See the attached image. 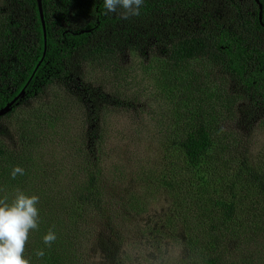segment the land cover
Segmentation results:
<instances>
[{"label": "trees", "instance_id": "16d2710c", "mask_svg": "<svg viewBox=\"0 0 264 264\" xmlns=\"http://www.w3.org/2000/svg\"><path fill=\"white\" fill-rule=\"evenodd\" d=\"M258 1L262 23L254 0H145L127 20L105 15L103 0H41L43 29L37 0H0V111L14 101L0 115V136L7 122L19 130L17 145L0 139V203L10 204L15 189L39 197V228L24 252L31 264H81L83 248L95 246L109 264L128 263L115 261L117 246L110 254L109 242L94 240L93 227L108 228L120 244L149 215L147 201L118 186L129 178L126 158L108 149L106 125L110 111L129 106L120 99L123 57L147 52L171 108L161 116L169 115L157 162L140 182L164 192L172 207L128 240L125 259L154 247L153 264H264V161L259 170L249 167V149L234 141L243 154L231 166L220 145L226 114L255 124L260 112L264 126ZM89 70L107 76L89 80ZM43 143L61 151L59 161L37 154ZM17 166L25 172L13 179ZM55 185L58 196L49 199L45 187ZM49 230L57 234L51 247L43 243Z\"/></svg>", "mask_w": 264, "mask_h": 264}, {"label": "rangeland", "instance_id": "374dc122", "mask_svg": "<svg viewBox=\"0 0 264 264\" xmlns=\"http://www.w3.org/2000/svg\"><path fill=\"white\" fill-rule=\"evenodd\" d=\"M144 56H131L126 54L123 57L121 66L124 67V71H127V75L124 74L121 76L120 85L123 87L120 89V99L126 102L129 105L124 111L118 109L110 111V117L107 119V127L111 137L110 145L108 146L109 150L117 152L122 161L124 156L126 161L124 166L126 170L123 171V174L128 175V180L122 185H118L120 190L124 193L136 192L139 194V197L142 201H147L148 203V217L140 218L136 223L139 225L137 229L126 230L125 237L122 238L120 244H114L115 234L110 231L108 228H96L93 227V233L96 238L99 236L100 240H106L109 242L110 254L116 250L113 255L115 261L121 259L127 261L125 264H153L151 261L156 260L157 253L154 247L152 250H148L145 257L138 258L131 254V256L126 260L124 257L127 253L126 244L128 240L138 238L141 236L140 232L149 230V226L155 224L157 218L162 216L172 207V202L168 196L162 191H156L155 188L146 187V183L141 184L140 178L144 172L151 166L153 163L157 162L156 156V143L159 138L163 135V127L167 118L161 117L164 113H168L167 108H171L163 100V96L159 92L160 87L156 84V78L158 82L162 81L160 75H154L153 69H148L151 66V63L154 60L153 55L150 52H147ZM86 77L89 80L107 76V73L97 72L95 70L85 71ZM118 83V82H117ZM90 85H99L91 83ZM105 95L110 97V90H103ZM25 110V109H24ZM220 110L214 112L216 116ZM18 114V112H16ZM221 115V114H218ZM242 114L239 116L233 114L231 118L228 114L225 117V123L222 125V142L220 145H224L228 151L227 158L230 159L231 166L235 165L238 157L243 154V147H236L233 142L239 141L241 145L248 148L247 154V164L250 167L256 168L259 170L263 167L264 161V126H263V115L259 112L255 124L248 122L247 120H242ZM142 117V120L141 118ZM226 120H228L226 122ZM244 121V122H243ZM9 127L7 128V133L4 136H0L2 143H5L10 146L17 145L19 143V130L15 125V122H7ZM40 153L45 160H57L61 158V151H52L49 147H46V143L37 148V154ZM130 177H135V181H131ZM39 185V182H37ZM51 187L47 190L46 195L53 198L58 196L57 185L55 186H46ZM17 189L12 190L11 195H16ZM46 191V190H43ZM30 195H36L35 191H29ZM147 198V199H145ZM134 202V201H133ZM126 220V219H125ZM152 222V223H151ZM124 224V222L122 223ZM29 238H33L29 234ZM28 239V241L30 240ZM94 240H98L94 239ZM174 243V242H171ZM93 244V239H90V245ZM120 247V248H119ZM182 254L181 246L174 247L172 249V256L177 258ZM82 260L81 264H109L110 259H107L106 254L102 252L101 247H84L81 253ZM112 258V257H111ZM148 259L145 263L144 259Z\"/></svg>", "mask_w": 264, "mask_h": 264}, {"label": "clouds", "instance_id": "9594fccd", "mask_svg": "<svg viewBox=\"0 0 264 264\" xmlns=\"http://www.w3.org/2000/svg\"><path fill=\"white\" fill-rule=\"evenodd\" d=\"M145 0H103L104 14H119L123 19L139 16ZM25 170L19 166L13 168L12 177L23 175ZM39 197L17 191L13 201L0 203V264H31L24 257L25 245L29 233L39 228ZM57 240V234L49 230L43 237V243L51 247ZM38 258L45 256L43 249L36 252Z\"/></svg>", "mask_w": 264, "mask_h": 264}, {"label": "water", "instance_id": "95a60500", "mask_svg": "<svg viewBox=\"0 0 264 264\" xmlns=\"http://www.w3.org/2000/svg\"><path fill=\"white\" fill-rule=\"evenodd\" d=\"M254 1L258 5V9H259V13H258L259 22L262 23V5L259 3L258 0H254ZM37 4H38L39 13H40V18H41V21H42V26H43V29H44L43 13H42V9H41V0H37ZM11 104L9 106H6L2 111H0V115L3 114L6 110H8V108L11 106Z\"/></svg>", "mask_w": 264, "mask_h": 264}]
</instances>
